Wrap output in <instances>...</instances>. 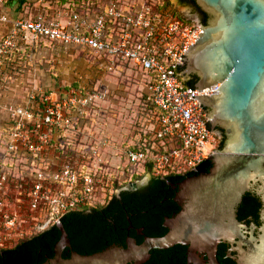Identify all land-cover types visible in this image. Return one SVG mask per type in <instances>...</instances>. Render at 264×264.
I'll return each instance as SVG.
<instances>
[{
	"label": "built area",
	"instance_id": "obj_1",
	"mask_svg": "<svg viewBox=\"0 0 264 264\" xmlns=\"http://www.w3.org/2000/svg\"><path fill=\"white\" fill-rule=\"evenodd\" d=\"M151 2L0 0V74L12 68L15 57H26L32 46L41 45L85 51L104 72L137 70L155 110L152 138L158 145L151 143L150 149L163 148L151 158L150 175L162 178L194 168L216 150L220 135L208 127L198 90L183 85L177 73L202 24L189 14L178 17L171 4L153 8ZM90 91L68 87L62 96L29 91L22 102L4 106L0 249L53 225L67 212L104 204L127 176L137 173L130 169L142 171L141 150L119 147L117 174L102 159L105 138L82 140L87 137L81 123L97 97Z\"/></svg>",
	"mask_w": 264,
	"mask_h": 264
},
{
	"label": "water",
	"instance_id": "obj_2",
	"mask_svg": "<svg viewBox=\"0 0 264 264\" xmlns=\"http://www.w3.org/2000/svg\"><path fill=\"white\" fill-rule=\"evenodd\" d=\"M193 75L222 144L191 170L73 212L0 264H264V0H193Z\"/></svg>",
	"mask_w": 264,
	"mask_h": 264
},
{
	"label": "rangeland",
	"instance_id": "obj_3",
	"mask_svg": "<svg viewBox=\"0 0 264 264\" xmlns=\"http://www.w3.org/2000/svg\"><path fill=\"white\" fill-rule=\"evenodd\" d=\"M169 3L179 15L189 14L196 17L195 13L190 12L187 8L175 5L174 0H169ZM58 58L51 56L48 52H43L38 56L25 58V64L24 60H19L21 67L11 65L13 69L15 68V73H10L12 68L5 67L4 72L2 71L0 74V78L3 77L4 80L8 78V81L3 83V89L0 88L2 103L5 104L4 94L16 93L14 98L20 100L29 91L38 90V84L49 83L46 80L47 75L54 82L59 80L61 83L74 81L82 87L90 88L92 86L97 97L93 101L95 104L87 112L86 121L81 123L80 131L87 137H83L82 140L89 141V137L105 138L107 148L105 151L102 150V159L107 161L106 165L111 172L118 174L117 151H119L120 145H132L139 140L140 133L150 132L154 127L151 124L150 116L146 115L145 111V90L142 85V75L132 69L99 72L95 67L89 65L87 57L63 56ZM27 62L30 63L27 64ZM58 70L63 76L58 74ZM9 84L12 85L9 86ZM2 107L3 105L1 109ZM149 135L151 137V134ZM131 170L140 173L141 167ZM147 176L150 175L145 173L139 178L130 177V175L127 178L142 182ZM117 192L114 190V194Z\"/></svg>",
	"mask_w": 264,
	"mask_h": 264
},
{
	"label": "trees",
	"instance_id": "obj_4",
	"mask_svg": "<svg viewBox=\"0 0 264 264\" xmlns=\"http://www.w3.org/2000/svg\"><path fill=\"white\" fill-rule=\"evenodd\" d=\"M18 3H22L23 0H16ZM152 3V6L153 8L157 7V6H161V7H171L170 6V3L168 0H153ZM178 4L182 5V4H191L192 6V12L195 13L196 17L198 18L199 22L201 24H204V20H205V14L202 13L193 3V0H178ZM174 13L180 17V15L176 12V10L174 9L173 10ZM196 81V77L195 76H192L191 79L189 80H184L182 83L183 85L185 86H193V83ZM95 90V89H94ZM144 106H145V111H146V115H149L150 116V121H151V124L152 126H154L155 124V119H154V107L152 106V104L146 99V96H144ZM215 130H217L219 133H221L222 135V131L215 128ZM151 134V137L150 135ZM152 134H153V129L150 130V132H146V133H140V137H139V140L135 142L134 145L132 146H128L129 149H132V150H141L144 155H145V162L143 164V167H142V171L140 173H135L133 172L131 174V177H134V178H139L142 174H145V173H148L149 175L151 174L150 172L152 171V165H151V158L158 154L159 152H162L163 151V148L161 146H158V149L157 150H153V149H150V145L151 143H156L158 145V140H153L152 138ZM222 137V136H221ZM222 144V138H220L219 142H218V145H217V148ZM199 164V163H198ZM197 164V165H198ZM174 176H178V175H173V174H168V175H165L164 177L162 178H159V177H154L152 175H150V178L152 180H154L155 182H159L161 180H165V179H168V178H171V177H174ZM115 182V181H114ZM115 187H117V185H115ZM121 194H124V193H121ZM116 199L114 196H112L109 200H107L104 204L102 205H98L96 207H93V208H89V209H81V210H78V211H70V212H67L65 214H63L60 218L66 216L67 214L69 213H73V212H90V211H99V210H102L104 208H106L107 206H109L110 204H112L113 202H115ZM52 225H49L47 226L45 229L41 230V231H33L27 235H25L24 237H21L19 238L15 243H13L12 245L8 246V247H5L3 249H0V251H10V250H14L15 248H17L19 245L43 234L44 232H46Z\"/></svg>",
	"mask_w": 264,
	"mask_h": 264
},
{
	"label": "crops",
	"instance_id": "obj_5",
	"mask_svg": "<svg viewBox=\"0 0 264 264\" xmlns=\"http://www.w3.org/2000/svg\"><path fill=\"white\" fill-rule=\"evenodd\" d=\"M50 53L51 56H55V57H65V56H70V57H76V58H80V57H87V61L89 63V65L91 67H95L99 72H102V65L99 61H97L93 56L91 55H88L85 51H80L78 49H75V48H72V47H64V48H61V47H57L56 45H41V46H32L28 55L26 57H24L23 55H19L17 57L14 58V62L12 65H18L21 67V63L20 61L24 60L25 58L27 57H34V56H38L40 55L41 53ZM58 58V59H59ZM18 59V60H17ZM20 60V61H19ZM24 64L26 63V60H24L23 62ZM30 62H27V64H29ZM13 67V66H11ZM13 69V68H12ZM15 69V68H14ZM13 70H7V71H10V73H15V71ZM77 69V68H76ZM4 72V71H3ZM60 73V71L58 70V74ZM61 76H63L61 73H60ZM55 78V77H53ZM47 81H49V83H45V84H38L37 86H39V89L38 90H41L43 92H52L53 94H55L56 96H62V92L65 91L68 87H74V88H79V89H82V90H91L93 92H95L94 88L91 86L90 88H87V87H82L80 86L79 84H77L76 82L74 81H71V82H67V83H61L60 80L59 81H51V78L50 76L48 77L47 75ZM5 81H8V78L6 80L2 79L0 82V88L3 87V83ZM51 81V82H50ZM12 85V84H9V86ZM38 88V87H37ZM3 89V88H2ZM8 90V89H7ZM11 91V90H10ZM15 94H9V95H6L4 94V100H5V104L2 103V99L0 97V142L2 140V137H3V128L6 127L7 125V116H6V113L4 112V106L7 105V104H17V103H20L24 100V98L20 99V100H17V98H14L15 97ZM93 104H95L93 102ZM3 105L2 109H1V106ZM135 142L132 144L134 145ZM132 145H128V146H132ZM126 145L124 144H121L120 145V148L124 147Z\"/></svg>",
	"mask_w": 264,
	"mask_h": 264
},
{
	"label": "flooded vegetation",
	"instance_id": "obj_6",
	"mask_svg": "<svg viewBox=\"0 0 264 264\" xmlns=\"http://www.w3.org/2000/svg\"><path fill=\"white\" fill-rule=\"evenodd\" d=\"M175 2V5L177 6H181V7H185L187 8L190 12L192 11V6L191 4H178V0H174ZM193 75H189L187 76V80L191 79ZM220 137L222 136L221 133H219ZM153 183H156L154 180H152L150 178V176H147V178H145L144 181L142 182H138L136 180H133V179H129L127 180L123 186H121V189L117 192V194L114 195L115 199L118 200L120 197L134 191V190H137L139 188H142V187H145L147 185H150V184H153ZM121 193H124V194H121Z\"/></svg>",
	"mask_w": 264,
	"mask_h": 264
}]
</instances>
